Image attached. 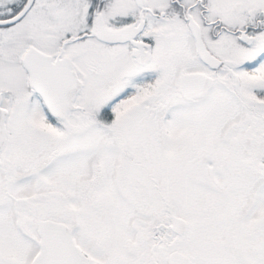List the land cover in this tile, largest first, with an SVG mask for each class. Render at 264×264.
I'll return each mask as SVG.
<instances>
[{"label": "snow or ice", "instance_id": "obj_1", "mask_svg": "<svg viewBox=\"0 0 264 264\" xmlns=\"http://www.w3.org/2000/svg\"><path fill=\"white\" fill-rule=\"evenodd\" d=\"M0 264H264V0H0Z\"/></svg>", "mask_w": 264, "mask_h": 264}]
</instances>
